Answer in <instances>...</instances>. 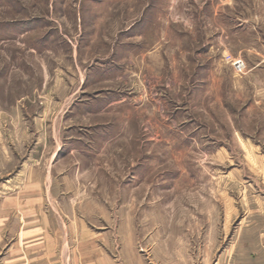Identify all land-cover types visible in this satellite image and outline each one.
<instances>
[{
    "label": "rangeland",
    "instance_id": "1",
    "mask_svg": "<svg viewBox=\"0 0 264 264\" xmlns=\"http://www.w3.org/2000/svg\"><path fill=\"white\" fill-rule=\"evenodd\" d=\"M28 179L65 264H264V0H0V193Z\"/></svg>",
    "mask_w": 264,
    "mask_h": 264
},
{
    "label": "crops",
    "instance_id": "2",
    "mask_svg": "<svg viewBox=\"0 0 264 264\" xmlns=\"http://www.w3.org/2000/svg\"><path fill=\"white\" fill-rule=\"evenodd\" d=\"M24 171L23 176L29 179L37 173ZM29 179L30 184H25L15 195L4 197L0 193V264H65V244L72 238L49 228L57 223L55 216L45 211L55 207L54 198H59L60 186L57 188L53 182L44 184L43 180L33 183ZM47 196L51 203L48 205ZM77 250L80 252L79 247L72 252L74 256ZM104 264L111 263L106 260Z\"/></svg>",
    "mask_w": 264,
    "mask_h": 264
},
{
    "label": "built area",
    "instance_id": "3",
    "mask_svg": "<svg viewBox=\"0 0 264 264\" xmlns=\"http://www.w3.org/2000/svg\"><path fill=\"white\" fill-rule=\"evenodd\" d=\"M230 61H233V65L236 66L238 69H242L243 68V65H241V62L234 61L232 59H230Z\"/></svg>",
    "mask_w": 264,
    "mask_h": 264
}]
</instances>
